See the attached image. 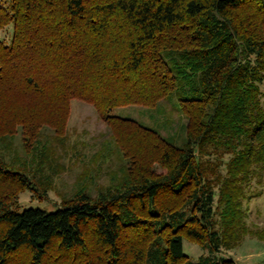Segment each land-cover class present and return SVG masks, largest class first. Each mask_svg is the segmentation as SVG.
<instances>
[{
	"label": "trees",
	"instance_id": "1",
	"mask_svg": "<svg viewBox=\"0 0 264 264\" xmlns=\"http://www.w3.org/2000/svg\"><path fill=\"white\" fill-rule=\"evenodd\" d=\"M9 24V43L0 41V264H236L222 254L247 233L235 180L264 167V0H11L0 30ZM174 92L187 118L183 147L109 114ZM72 100L110 128L125 172L94 198L82 188L54 212H17L21 192L38 194L34 178L50 189L54 156L41 129L62 138ZM17 129L22 157L12 150ZM210 152L231 155L218 219ZM184 239L208 254L189 259Z\"/></svg>",
	"mask_w": 264,
	"mask_h": 264
},
{
	"label": "rangeland",
	"instance_id": "2",
	"mask_svg": "<svg viewBox=\"0 0 264 264\" xmlns=\"http://www.w3.org/2000/svg\"><path fill=\"white\" fill-rule=\"evenodd\" d=\"M11 0H0V6H8ZM12 34V24L0 30V41L8 44ZM264 91V82L260 86ZM179 95L174 92L157 103L155 107L142 106L116 107L110 115L134 120L141 125L157 131L167 142L183 147L187 140V118L179 110ZM41 143L53 152L54 165L50 178V189L45 192L39 187V180L35 185L38 194L28 191L18 195L17 212L27 208H39L54 212L62 200L72 198L79 189L84 188L91 197H96L109 187L115 185L126 169V161L121 156L113 141L110 128L99 117L91 104L80 100H72L70 113L66 125V132L62 138L53 137V132L47 127L41 129ZM60 139V140H59ZM9 140V138H8ZM12 150L22 153L21 133L12 139ZM5 143L0 142V150ZM12 154V153H11ZM231 155L227 153L203 156L208 161L212 173L209 177L214 180V208L215 219H218L219 186L222 179L228 177L227 164ZM29 167V164H28ZM160 173V169H156ZM250 180L236 178L237 188L233 199L239 207L237 220H242L247 228L243 240L234 249L222 254L235 261L236 264H264V167L255 168ZM33 180V178H32ZM232 195V194H231ZM240 225L235 228L240 234ZM183 252L189 259L195 261L208 252L187 240L182 241ZM220 254V255H222Z\"/></svg>",
	"mask_w": 264,
	"mask_h": 264
}]
</instances>
